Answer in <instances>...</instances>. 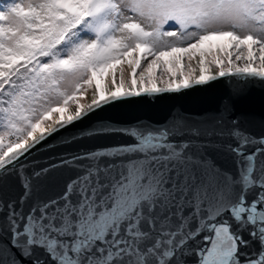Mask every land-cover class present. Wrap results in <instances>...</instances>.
Wrapping results in <instances>:
<instances>
[{"label":"snow or ice","instance_id":"obj_1","mask_svg":"<svg viewBox=\"0 0 264 264\" xmlns=\"http://www.w3.org/2000/svg\"><path fill=\"white\" fill-rule=\"evenodd\" d=\"M213 38L226 44L204 47ZM196 57L199 75L181 79L177 60ZM154 65L178 82L144 87ZM105 72L112 89L97 85L81 103ZM222 78L238 92L264 84V0H0V183L15 178L22 189L0 197V264H264V133L238 117L99 123L81 135L130 142L26 173L33 149L104 106ZM59 168L74 174L34 198Z\"/></svg>","mask_w":264,"mask_h":264},{"label":"water","instance_id":"obj_2","mask_svg":"<svg viewBox=\"0 0 264 264\" xmlns=\"http://www.w3.org/2000/svg\"><path fill=\"white\" fill-rule=\"evenodd\" d=\"M237 88L234 81L222 78L179 93L141 95L111 103L50 136L45 143L33 149L32 156L26 161L29 165L26 173L31 174L33 170L39 171L51 164H59L62 157L71 154L130 142V138L119 134L81 135L99 123L120 127L140 122L158 125L167 123L175 116H185L196 123L198 118L226 113L229 118L238 117L241 125L254 134L264 133V84L249 85L239 92ZM214 156L218 166H232L231 157L226 154L214 153ZM73 174V170L67 168L53 169L39 182L34 198L54 195ZM21 193L19 181L15 178L0 183V197L4 199H15ZM188 264H194L193 257L188 258Z\"/></svg>","mask_w":264,"mask_h":264},{"label":"rangeland","instance_id":"obj_3","mask_svg":"<svg viewBox=\"0 0 264 264\" xmlns=\"http://www.w3.org/2000/svg\"><path fill=\"white\" fill-rule=\"evenodd\" d=\"M225 44H226V40H225ZM246 54L247 53H245V55ZM175 55H177V54H173V56H175ZM132 58H133L132 56H127V57L124 58L123 66H124V77H125L126 80H130V72H129L130 68L128 67L127 61L131 60ZM172 58H173L172 56H168V55L163 57V59L165 61H171ZM149 59H151V57H149ZM193 60L191 62H189V63H186L183 60H177L176 68H179L181 73H183V75L180 77L181 79H187L188 72L191 71L192 69H195L194 68V64H193ZM237 63L240 64L239 61ZM120 65H121V61H119V60L110 61L109 62V68H110V66H115V67L118 68V66H120ZM144 66H146V64ZM240 66H243V65L240 64ZM160 67H161L160 65H154V69H153V72H152V78H151V80L149 82H144L143 83L144 87H153L154 86V79H156L159 82L160 85L161 84H168L169 81H171L172 83L178 82V81L174 80L172 77L167 76V74H161V75L158 76L157 72L155 70L157 68H160ZM163 67H166L169 70H171L173 72V76H175L176 68H174L171 63H168V64L164 65ZM213 69L217 70L216 68H212V70ZM105 74H106V72H105ZM94 78H96V77H94ZM80 102L83 103V104H85L87 102L86 93H84L82 96H80ZM72 107L74 108L75 105H73Z\"/></svg>","mask_w":264,"mask_h":264},{"label":"bare ground","instance_id":"obj_4","mask_svg":"<svg viewBox=\"0 0 264 264\" xmlns=\"http://www.w3.org/2000/svg\"><path fill=\"white\" fill-rule=\"evenodd\" d=\"M193 64H194V68H195V75H199V67H197V64H198V57H196L194 60H193ZM119 67V66H118ZM114 68H117L115 66H110V70L111 69H114ZM217 70L213 69L212 72L215 73ZM129 72H131V69H129ZM116 79H117V82L119 80V72L117 71L116 72ZM105 84L107 85V88L108 89H112V76L106 72V74L104 76H98L96 78H94V83H93V86L91 88L88 89V91L86 92V95H87V104L91 102L92 98H93V93L96 91V86L99 85L100 87V92H101V95L104 94V86ZM168 84H159V82L154 79V86H157V87H167ZM117 87H119V84L117 83ZM139 87L140 85H137V88L136 90H139ZM126 88H120V91H125ZM72 110L74 111V108L72 107Z\"/></svg>","mask_w":264,"mask_h":264},{"label":"trees","instance_id":"obj_5","mask_svg":"<svg viewBox=\"0 0 264 264\" xmlns=\"http://www.w3.org/2000/svg\"><path fill=\"white\" fill-rule=\"evenodd\" d=\"M24 3H27L28 0H23ZM218 44H225V38H213L212 41L210 42H205V45L204 47H209V46H212V47H215L216 45Z\"/></svg>","mask_w":264,"mask_h":264}]
</instances>
